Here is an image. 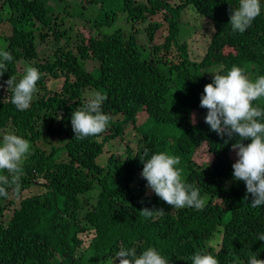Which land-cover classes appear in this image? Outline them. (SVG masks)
Returning <instances> with one entry per match:
<instances>
[{"label":"trees","instance_id":"1","mask_svg":"<svg viewBox=\"0 0 264 264\" xmlns=\"http://www.w3.org/2000/svg\"><path fill=\"white\" fill-rule=\"evenodd\" d=\"M80 3L101 6L94 26L75 13ZM238 3L76 0L71 6L68 0H1L0 48L13 60L0 84L10 76L18 81L23 75L18 66L35 67L40 79L30 107L23 111L10 102L7 85L0 88V139L11 132L34 148L24 161L19 193L9 188V195L0 197V264H111L121 248L140 255L148 247L169 264H191L196 252L210 253L219 264H247L251 255L264 260V241L257 240L264 233V205L252 208L244 182L232 179L231 145L238 137L225 144L227 137L210 130L204 121L207 109L199 106L213 74H226L236 65L250 79L264 75V0L260 15L243 33L233 32L229 24L230 8ZM188 7L215 27L201 59L190 58L188 44L178 43L181 15ZM118 10L133 26L129 34L124 33L126 26H116ZM158 16L162 22L152 20ZM162 23L168 34L163 44L154 45ZM74 26L76 37L100 28L82 54L99 64L89 73L67 48ZM139 33H144L143 47L137 44ZM47 40L53 52L41 57L39 44ZM175 47L178 61L170 58ZM227 48H234L235 55H224ZM88 90L106 95L102 111L111 119L102 134L78 140L70 117L83 107ZM253 103L264 108V98ZM197 114L199 120L193 123ZM127 125L135 129L132 145L98 163L103 148L121 138ZM54 136L61 145L50 152L40 146ZM203 144L215 155L214 163L194 159ZM145 149V159L159 152L180 158L182 179L199 188L206 200L203 210L171 208L146 187L139 160ZM36 186L44 193L22 198ZM145 207L164 213L145 219L139 213ZM91 232L88 247L82 248L78 235Z\"/></svg>","mask_w":264,"mask_h":264},{"label":"clouds","instance_id":"2","mask_svg":"<svg viewBox=\"0 0 264 264\" xmlns=\"http://www.w3.org/2000/svg\"><path fill=\"white\" fill-rule=\"evenodd\" d=\"M260 13V0H239L236 8H230L229 24L232 31L245 32ZM209 28L211 32H215L214 25H209ZM135 32L133 29L132 33L136 34ZM95 35L92 31L88 34L83 33L82 37L72 35L69 37L67 47L74 58H79L77 62L82 70L88 73L91 71L86 70L85 62L91 61L88 65L92 71L99 68L98 62L94 59H84L82 55L88 48V39ZM140 44V47H143V43ZM12 60L11 53L5 48H0V76L8 70L7 63ZM39 79L38 69L28 65L25 66L23 75L18 81L16 77L10 76L0 84V88L6 84V90L11 91L10 102L18 110L23 111L30 107L33 95L38 91L36 85ZM87 86L89 85L84 87ZM87 92L89 95L83 107L72 112L70 117L74 137L78 140L102 134L106 131L111 119L102 111V105L107 99L106 95L99 90ZM262 98H264V75L250 79L241 67L233 65L226 74L212 75V82L204 85L199 104L201 108L207 109L204 121L210 130L221 138L227 137L225 144L234 137H238L231 145V150L236 156L235 162L231 165L232 179L244 182L246 193L251 195L249 204L252 208L264 205V122H261L264 120V108L254 106L253 103ZM246 140L250 143H243ZM30 149L31 145L27 139L11 132L2 135L0 139V197L6 198L9 195V188L14 193H19L23 164L27 155L30 154ZM148 156V151L145 149L139 158L143 164L140 175L146 180L148 189L171 208L204 209L206 200L200 196L199 188L182 179V170L177 167L180 164L178 156L159 152L145 159ZM212 157L214 159L211 162ZM214 161L215 155L210 152L208 165ZM244 199L247 200L248 196L246 195ZM139 213L148 219L155 214L162 215L164 210H151L145 207ZM87 235L93 237L92 232ZM257 240L264 241V233L259 234ZM190 259L191 264H219V261L210 253L196 252ZM116 260L118 264H169L168 260L153 247H148L140 255H137L133 248H121L116 252L112 264ZM247 264H264V260L251 255Z\"/></svg>","mask_w":264,"mask_h":264},{"label":"rangeland","instance_id":"3","mask_svg":"<svg viewBox=\"0 0 264 264\" xmlns=\"http://www.w3.org/2000/svg\"><path fill=\"white\" fill-rule=\"evenodd\" d=\"M68 1L71 2V6L76 4V0H68ZM167 1L169 2L170 5H173V6L180 4V0H167ZM66 4H68V3L66 2ZM88 4L81 5V3H80L79 5L75 6L74 8H79V9L75 10V13L78 14V16L81 20H84V21L90 23L92 26H94V24H96V22L99 18V14L101 13V6H98V5L96 6V4H90V5H88ZM63 7H65V4H63ZM1 12H2V10H1V0H0V21H1ZM118 12H119V18L117 20L116 26H118V27L126 26L124 28V33L129 34L131 32V29L133 26L131 24L127 23V19H126L127 16L125 13H121L120 10H118ZM162 19L163 18L160 16L152 18V20L157 21V22H162ZM209 25H212V23L207 22L206 20L203 21V19L195 13V9L192 7H188L182 13L181 19H180L181 32L179 35L178 43L181 44V42L182 43L186 42L188 44L190 58L195 57L197 59H201L205 55V53H206L205 51L207 50L208 46L210 45L211 40L213 38V35L215 33V32L210 31ZM167 27L168 26H166V23H162V27L155 32L154 43H153L154 45L163 44L165 37L168 34ZM76 28L77 27L74 26L73 31L70 33V35L67 37V39L69 37H72ZM135 29H137V28H134V30ZM98 30H100L99 27H97L93 31H94V33L97 34ZM141 34H142V36L144 35V33H141ZM95 37H96V35H95ZM136 37H137L138 46H141L140 43L146 42L145 40H141L140 33L137 34ZM48 40L46 43H40L39 44V50L38 51H39V54L41 57H44V56L53 52L52 43ZM61 45L66 46L67 44L62 43ZM150 46L151 45H149V47ZM235 53H236V50L234 48H227L223 52V54L228 56V57L234 56ZM170 58H172L174 61L179 60L177 47L173 48V52L171 53ZM90 63H91V61H88V62H85V64H84V67L86 68L87 71H92V69H90V66L88 65ZM17 71L21 73L23 71V69L20 66H18ZM87 94L89 95L88 92H87ZM140 118H141V115H140ZM115 120H121V116H117L115 118ZM198 120H199V115L197 114V115H195V121L197 122ZM139 122H141V121H139ZM134 137H135V129L130 125L125 126V130H124L121 138L116 140L115 143L112 144V146H109V145L105 146L103 148L102 154L98 157L97 162L100 164H103V163H105V160H108V158L112 154L115 153L118 155V154L123 153L125 148L128 145H132V143L135 140ZM59 140H61V139L58 138L57 136H54L53 138H51L50 142L44 143L43 141H41V142H39V144H40V146L44 147L48 152H50L53 146L61 145V143H58ZM33 151H34V148H31L30 154H32ZM60 154H62V155H60V158L64 159L65 154L63 152H61ZM209 157H210V153L208 152L207 146L205 144H203L200 148V152H198L195 155L194 159H196L197 162H200L201 164H207L209 161ZM231 158L233 159V161L236 160V156H235V153L233 151L231 152ZM213 159L214 158L212 157L211 162L213 161ZM39 181H44V180L42 178H40ZM41 193H44V190H41L40 187H38V186L32 187V189L26 190L22 194V198L33 196L35 194H41ZM16 206H17V203H16ZM78 238L82 242L81 247L85 248V247H88L89 241L92 238V236H89L87 234H81L78 236ZM75 253L76 254L78 253L77 249H76Z\"/></svg>","mask_w":264,"mask_h":264}]
</instances>
